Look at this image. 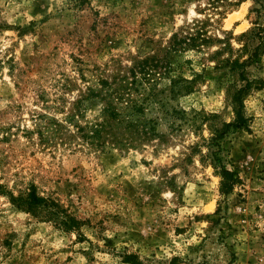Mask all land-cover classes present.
I'll list each match as a JSON object with an SVG mask.
<instances>
[{
  "label": "rangeland",
  "instance_id": "1",
  "mask_svg": "<svg viewBox=\"0 0 264 264\" xmlns=\"http://www.w3.org/2000/svg\"><path fill=\"white\" fill-rule=\"evenodd\" d=\"M202 25L208 48L173 45ZM255 26L264 0H0V192L34 186L82 222L64 232L0 193V264H264V55L248 129L222 138L234 77L228 51L210 57L254 46L238 37ZM215 142L240 180L226 196Z\"/></svg>",
  "mask_w": 264,
  "mask_h": 264
},
{
  "label": "trees",
  "instance_id": "2",
  "mask_svg": "<svg viewBox=\"0 0 264 264\" xmlns=\"http://www.w3.org/2000/svg\"><path fill=\"white\" fill-rule=\"evenodd\" d=\"M202 27H197L195 32L190 33L186 36L180 37L178 34H173L171 40L173 45L179 47L180 49L187 51L199 52L203 48H208L212 43L213 39L206 35V32ZM264 28L260 26H255L248 33L242 34L238 37L239 39H246L247 41H256L254 46H248L245 42L242 44L241 48L235 52L230 42L226 43V48L222 50L214 51L211 54V58L218 61L224 51H228V56L223 58L218 65H222L226 68L228 72L234 77V80L229 84L227 88V95L232 107L234 114V120L231 123H223L221 131L218 134V138H222L229 129L247 130L248 129V119L244 114V100L252 89L260 87L262 81L251 80L246 74V68L251 63H257L264 55ZM215 41H221L217 39ZM183 45V46H182ZM245 57V58H244ZM201 78V74L195 72L192 79L180 78L171 81V95L172 97H177L181 95H188L192 93L194 84ZM176 112V111H175ZM184 113V112H182ZM216 137V136H215ZM216 139V138H214ZM217 146V150L211 151L212 163L215 169V175L220 179L219 191L223 196L228 195L234 189V187L240 183L238 175L235 172L230 171L221 162V156L219 152L221 149L218 147L219 144H213ZM216 161V163H215ZM1 189V187H0ZM4 193L17 209L32 215L33 217H38L40 219L52 221L58 229L60 228L64 232H77L79 231L82 222L74 218L72 215L67 213L60 204L42 196H39L36 192L34 186H30L26 192H21L14 196L11 192H0ZM124 262L136 264V256H126Z\"/></svg>",
  "mask_w": 264,
  "mask_h": 264
}]
</instances>
